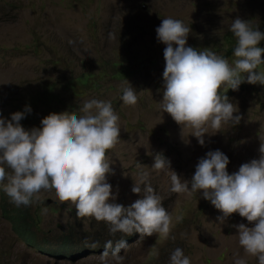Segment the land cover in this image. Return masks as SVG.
<instances>
[{"label":"rangeland","instance_id":"1","mask_svg":"<svg viewBox=\"0 0 264 264\" xmlns=\"http://www.w3.org/2000/svg\"><path fill=\"white\" fill-rule=\"evenodd\" d=\"M237 16L264 31V0H0V115L8 117L28 104L31 113L20 123L31 128L50 112L78 114L86 100L110 101L121 128L120 139L106 152L113 170L107 180L116 193L115 202L127 206L139 198L131 187L139 183L138 173L147 170L148 182L172 216L169 236L173 237L142 234L115 255L112 250L41 251L18 238L10 214H24L27 218L21 220L37 226L40 238L57 241L70 233L80 244L88 234L105 231V222L77 216L74 204L61 202L51 189L41 190L40 201L17 207L3 191L5 181H0V264H168L176 247L190 264H233L234 254L245 255L234 225L251 226L250 222L237 213L218 222L221 213L209 201L198 193L170 192L169 171L150 167L160 153L171 170L188 179L197 159L208 150L220 149L229 157V173L259 158L264 85L245 82L244 90L238 87L228 96L241 120L204 134V146L190 134L191 127L178 124L160 108L164 45L157 42L155 28L161 19H181L190 25L188 45L215 51L232 63L235 38L228 26ZM259 70L264 71V64ZM84 72L91 74L93 84L73 83ZM128 82L137 95L134 105L120 99ZM47 87L55 90V101L44 95ZM69 253L74 258L61 256ZM245 258L247 264H257L255 257Z\"/></svg>","mask_w":264,"mask_h":264},{"label":"clouds","instance_id":"2","mask_svg":"<svg viewBox=\"0 0 264 264\" xmlns=\"http://www.w3.org/2000/svg\"><path fill=\"white\" fill-rule=\"evenodd\" d=\"M228 30L235 38L232 63L215 51H198L188 45L190 25L181 19L164 17L155 28L157 42L164 45L160 108L178 124L191 127L190 134L201 146L205 144L204 134H214L222 124L234 126L241 120L226 91H218L222 85L226 90H237L242 82L264 85V71L259 70L264 64V47L260 46L264 31L239 16L232 19ZM121 93L125 105L137 102L129 82ZM30 113V105L25 104L8 117L0 115V181H5L3 191L12 203L27 207L41 200L42 189H51L61 202L74 204L77 216L104 221L110 234L158 233L173 238L169 236L172 216L148 182L147 170L138 173L139 183L134 182L131 187L132 193L140 194L139 198L127 206L115 202L116 193L107 180L113 170L106 152L120 139L121 128L110 101L91 98L79 106L78 114L50 112L40 119L38 127L25 128L20 122ZM209 128L216 131L210 133ZM258 151L259 158L241 163L229 173V157L220 149L208 150L197 159L188 179L171 170L169 161L160 153L150 166L155 171H169L170 192L198 193L209 201L221 213L218 222L223 223L232 213L250 222L251 226L234 225L245 255L234 254L233 264H247V256L264 264V140ZM42 211L46 213L47 209ZM16 233L25 239V235ZM28 244L39 249L37 244ZM124 244L130 243L119 241L113 255ZM110 246L109 241L106 247ZM168 264H190V258L176 247Z\"/></svg>","mask_w":264,"mask_h":264},{"label":"trees","instance_id":"3","mask_svg":"<svg viewBox=\"0 0 264 264\" xmlns=\"http://www.w3.org/2000/svg\"><path fill=\"white\" fill-rule=\"evenodd\" d=\"M91 74L84 72L81 76L77 77L76 79L73 80V83H79L82 85L90 86V84H93L91 82ZM53 87V86H52ZM51 87V88H52ZM51 88L46 89L44 92V95H48L49 97L53 98V100H56V93L55 90L53 91ZM239 88L241 90L245 89V82H242L239 85ZM226 91V95L230 96L232 93L236 90L232 89H227L226 86L222 88L221 93ZM21 218H27L24 216V214L19 213H14L9 215V219L11 221V224L13 228L15 229L16 232L20 233V235H25V239L30 240V243L32 244H37L38 248L40 250H45L47 251L48 249H58V250H63V249H68L69 251H72L74 249H77V251H84L83 253H99L102 251H111L108 249H112V251L115 249V247L118 246V242L123 240L125 243H132L139 235L140 233L133 232L130 235H126L121 232H117L115 234H110V232H107L109 230L108 225L105 223L104 226L107 228L105 231H96V233L88 234V239L86 241L83 240L81 242L82 244L78 243L77 237H75L73 234L68 233V236L66 238H58L57 241H54L53 239L47 240L48 238H40L38 234L35 232V226L34 228L29 229L28 224L24 223ZM97 230V229H96ZM109 233V234H108ZM35 237V238H34ZM42 239V240H38ZM111 242L110 247H106L107 242ZM86 245V246H85ZM120 248V247H119ZM61 256L67 257V258H74L72 254L69 253L67 254H62Z\"/></svg>","mask_w":264,"mask_h":264},{"label":"bare ground","instance_id":"4","mask_svg":"<svg viewBox=\"0 0 264 264\" xmlns=\"http://www.w3.org/2000/svg\"><path fill=\"white\" fill-rule=\"evenodd\" d=\"M22 241H26V243H30V240H27V239H21Z\"/></svg>","mask_w":264,"mask_h":264}]
</instances>
